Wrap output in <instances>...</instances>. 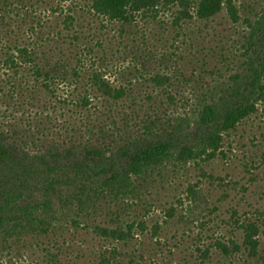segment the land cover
<instances>
[{"label":"trees","instance_id":"1","mask_svg":"<svg viewBox=\"0 0 264 264\" xmlns=\"http://www.w3.org/2000/svg\"><path fill=\"white\" fill-rule=\"evenodd\" d=\"M74 2L0 0V255L82 226L128 246L146 228L136 212L151 190L193 167L203 171L264 102V8L250 18L236 0ZM84 11L119 25L121 34L141 23L157 28L162 47L171 30L181 38L224 12L239 27L234 44L213 53V69L197 60L189 75L181 68L186 51L151 54L145 34L150 57L135 69L148 71L143 90L136 78L118 85L103 65L93 67L103 57L81 29L65 34L80 27ZM128 55L138 57L131 44ZM129 71L120 70L124 77ZM197 189L190 186L194 195ZM246 240L256 251L258 240Z\"/></svg>","mask_w":264,"mask_h":264},{"label":"rangeland","instance_id":"2","mask_svg":"<svg viewBox=\"0 0 264 264\" xmlns=\"http://www.w3.org/2000/svg\"><path fill=\"white\" fill-rule=\"evenodd\" d=\"M77 3L81 5L82 0H75L74 4ZM236 5L243 7L244 16L252 18L264 8V0H236ZM80 15V27L65 34L73 35L81 29L85 39L97 49V58L103 57V61L96 65L89 62V66L103 65L107 78L118 85L123 78H136L143 90L150 87L146 80L150 78L148 71L135 69H142V62L150 57L144 56L145 34L151 54L159 50L176 51L178 47L179 54L186 51L183 56L189 58L186 57L181 68L189 75V64L197 60L205 59L208 62L205 70L213 69L216 64L213 53L229 49L239 27L224 12L209 24H196L181 38L177 30H171L167 34L168 43L162 47L157 28L148 24L141 23L138 29L121 34L119 25L101 21L85 11ZM133 33L134 40L130 39ZM98 42L102 47H97ZM129 44L136 48L137 59L124 56ZM178 59L176 56L169 63L171 75L178 73ZM129 69L132 74H126L127 77L120 72L130 73ZM142 74L144 81L139 79ZM204 76L210 79L209 74ZM59 95L66 97L68 92L61 89ZM63 121L58 122L60 126ZM203 169L193 167L190 173L183 171L173 181L151 190L148 202H142L136 212L138 219L146 221V228H138L128 246L82 226L48 239L23 242L8 254L0 255V264H102V255L109 264L264 263V102L255 115L225 139L219 157ZM191 185L198 186L197 194L190 192ZM107 221L108 226L114 223V219ZM254 227H258L257 234ZM247 236L258 240L256 251L246 242ZM221 245L227 247V252Z\"/></svg>","mask_w":264,"mask_h":264}]
</instances>
